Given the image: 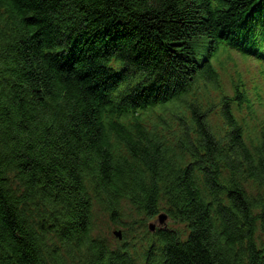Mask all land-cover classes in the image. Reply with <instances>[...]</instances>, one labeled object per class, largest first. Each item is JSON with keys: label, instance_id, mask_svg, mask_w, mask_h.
I'll use <instances>...</instances> for the list:
<instances>
[{"label": "trees", "instance_id": "1", "mask_svg": "<svg viewBox=\"0 0 264 264\" xmlns=\"http://www.w3.org/2000/svg\"><path fill=\"white\" fill-rule=\"evenodd\" d=\"M263 13L264 0H0V264H264V130L250 145L226 107L216 135L197 105L217 43L239 48ZM122 203L187 239L157 231L140 262L111 249L94 209L119 225Z\"/></svg>", "mask_w": 264, "mask_h": 264}, {"label": "rangeland", "instance_id": "2", "mask_svg": "<svg viewBox=\"0 0 264 264\" xmlns=\"http://www.w3.org/2000/svg\"><path fill=\"white\" fill-rule=\"evenodd\" d=\"M231 58L237 59L239 62H224L219 67L220 75L214 88L213 86L212 88L205 87L206 89L201 92L203 96L201 94L198 95L202 103L198 101L197 105L206 114L209 126L216 135L220 134V128L224 125L222 118L224 102L220 101L221 95L226 92L231 93L230 84L232 81L244 80V83L241 85H244V89L247 90L248 75L253 73L252 68L254 64L252 62L245 61L235 54H231ZM261 104V107L264 108V101ZM263 123L264 119L258 125L257 132L260 131L261 124L264 126ZM166 140L169 142L170 137L166 138ZM246 189L251 193V197H257V188L252 185H246ZM121 207L123 208L124 217L119 225L112 222L110 216L103 212L101 208L95 207L94 236L104 240L111 249L126 248L138 262L142 259L144 251L153 247L154 236L157 231L176 233L182 240L188 237L189 229L187 225L170 219L163 211L159 215L166 216V219L162 224H159V215L152 219H147L146 216L137 213L127 203H122ZM149 226H153V230H150ZM116 233L120 234V239H118V236H115ZM257 238H259V235H257Z\"/></svg>", "mask_w": 264, "mask_h": 264}, {"label": "water", "instance_id": "3", "mask_svg": "<svg viewBox=\"0 0 264 264\" xmlns=\"http://www.w3.org/2000/svg\"><path fill=\"white\" fill-rule=\"evenodd\" d=\"M165 219H166V216L159 215V217H158L159 224H162ZM149 229L150 230H153V226H149ZM115 235L118 236V237H120V235L118 233H116Z\"/></svg>", "mask_w": 264, "mask_h": 264}, {"label": "bare ground", "instance_id": "4", "mask_svg": "<svg viewBox=\"0 0 264 264\" xmlns=\"http://www.w3.org/2000/svg\"><path fill=\"white\" fill-rule=\"evenodd\" d=\"M261 16H263L262 17V19H260L261 21H263L264 20V13L261 15ZM216 90H217V88H216ZM215 99V98H214ZM227 106H226V104L224 103V105H223V108H226Z\"/></svg>", "mask_w": 264, "mask_h": 264}, {"label": "clouds", "instance_id": "5", "mask_svg": "<svg viewBox=\"0 0 264 264\" xmlns=\"http://www.w3.org/2000/svg\"><path fill=\"white\" fill-rule=\"evenodd\" d=\"M159 217V216H158Z\"/></svg>", "mask_w": 264, "mask_h": 264}]
</instances>
